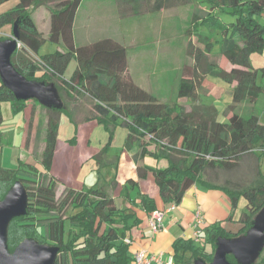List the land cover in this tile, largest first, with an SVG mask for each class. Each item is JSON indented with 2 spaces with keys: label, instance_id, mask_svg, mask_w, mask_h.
Instances as JSON below:
<instances>
[{
  "label": "trees",
  "instance_id": "16d2710c",
  "mask_svg": "<svg viewBox=\"0 0 264 264\" xmlns=\"http://www.w3.org/2000/svg\"><path fill=\"white\" fill-rule=\"evenodd\" d=\"M8 1L0 0V5ZM16 1L12 9L0 13V42L15 37L21 44L9 58L14 71L27 82L53 85L66 99L88 97L94 102L91 121L108 135L105 148L110 147L114 130L122 127L127 133L125 146L136 143L140 158L148 155L162 159L166 166L137 167V181L145 179L147 173L151 175L157 199L137 191L132 196L130 191L138 188V182L128 179L115 197L126 204L124 208L109 194L117 185L115 179L108 182L109 191L104 186L60 191L50 171L59 117L68 113L62 104L42 108L47 121L38 163L17 159L15 168L0 167V202L16 185L25 193L24 214L11 218L7 225L5 247L9 255L20 243L30 241L53 248V264H131L134 252L130 232L141 222L137 211L146 215L163 211L159 202L175 207L195 185L224 194L229 215L223 221L203 224L197 240L175 239L170 250L174 264H211L219 241L238 240L251 229L254 217L264 210V174L256 166L252 183L244 186L232 180L229 173L245 155L257 162L264 156V124L257 116L244 118L234 112L244 101L254 103L263 91L257 84L250 56L264 51V0H153V5L151 0H119L120 19L174 5L193 7L184 30L189 62L181 67L176 100L168 103L160 102L127 76L128 52L122 43L107 37L75 45L73 22L82 0ZM40 6H46L49 12L46 37L38 32L31 16V11ZM5 26L11 27L9 36L2 34ZM216 33L220 40L214 39ZM217 41L221 42L220 55L228 69L210 59ZM45 43L61 51L39 54ZM71 60H75V68L65 79L64 71ZM207 76L232 85L231 113L225 123L217 121L214 107L201 105L197 99ZM56 96L60 101L57 91ZM27 101L16 98L0 80V127L1 104L8 103L10 113L17 115L26 110ZM32 115L33 109L29 121ZM27 139L28 134L26 142ZM70 141L74 142L75 136ZM105 148L102 152H106ZM222 175L224 178L218 181ZM241 198L244 211L234 221L233 213ZM228 222L236 225L235 231L224 226ZM257 259L264 263V242L246 264H256ZM225 260L227 264H242L230 253Z\"/></svg>",
  "mask_w": 264,
  "mask_h": 264
},
{
  "label": "rangeland",
  "instance_id": "374dc122",
  "mask_svg": "<svg viewBox=\"0 0 264 264\" xmlns=\"http://www.w3.org/2000/svg\"><path fill=\"white\" fill-rule=\"evenodd\" d=\"M16 1H8L0 5V12L4 11L6 8L10 6H14ZM216 2V1H215ZM51 5V4H50ZM41 7V6H40ZM46 7V6H42ZM38 8V7H37ZM47 9V8H46ZM193 7L191 5L182 6L176 11L168 12L162 14L157 17L155 21H150L147 17L142 16L136 20L132 18H127L126 24L127 28H130L133 31L129 33L132 34V41L136 40V38H140L141 46L142 47V54L147 56V52H161L163 48L170 47L172 55L171 58L168 56L167 61H156L147 62V66L151 63L149 67L148 76H152L151 80L159 82V88L156 85L152 92L155 97L160 102H174L176 100V92H177V84L180 79V64H185L189 62L187 55L185 54V44L186 38L184 36V30L188 26V19L192 12ZM149 21V25L147 26L146 20ZM133 20V21H132ZM262 21L263 19H259ZM140 22V23H139ZM163 23V26H170L168 35L166 39H162V34L159 35L158 33V26ZM40 29L43 28L42 23H39ZM4 30V29H3ZM7 31L5 30L3 32ZM164 36V35H163ZM214 39L220 40L219 34L216 33L214 35ZM216 41V40H215ZM137 42V41H136ZM220 41H217L215 44L212 56L210 59L217 61L219 66L223 67V69H228L229 65L222 60L220 55ZM137 45V44H134ZM47 44L41 47L40 50L44 51L46 49ZM156 53L154 55L151 54L152 59H156ZM146 61H144L145 65ZM250 65L252 68L256 69V81L259 86L262 87L263 91L257 98L254 103H248L246 101L237 105L234 109V112L244 118L249 116H257L259 121L264 124V51L262 53H253L250 56ZM75 68V60H71L68 66L64 71V76L68 79L73 73ZM136 68V67H135ZM134 68V69H135ZM144 71L143 68H140ZM153 74V75H151ZM147 76V77H148ZM141 83L143 77L137 76L135 77ZM26 84H32L31 82H26ZM157 84V83H155ZM145 85V84H144ZM57 88V85H55ZM58 96L60 97V101H65V97L63 94L57 90ZM35 96H32L29 102L33 104V115L31 119V127L28 130V124L24 122V115L22 113L13 115L10 113L12 119L6 120L3 122L0 127V134L2 139V144L0 146V167L6 168H13L15 166V161L17 163L16 158L19 157L22 160H28L29 162L38 163L40 160V152L43 149V138L45 135V126L47 121V113L44 111L45 104L39 101L36 102V99H32ZM197 99L201 105L214 107L217 110V121L220 123H225L227 121L228 115L231 113L230 105H231V92L229 83L224 82L222 79H219L216 76H207L197 93ZM87 100V99H85ZM87 107L89 104L86 102ZM42 106V107H40ZM62 106L68 108V106L62 102ZM7 111H5V116L7 117ZM38 119V123L37 120ZM79 126V127H78ZM39 133L37 137H35V131ZM75 130L74 124H72L71 118L65 114L60 115L59 117V126L56 135V149L54 153V162L52 164V168L50 173L60 181L65 184H69L72 177L70 172L77 173V162L74 161V158L71 157V152L82 153L84 150L90 149H98L100 154L102 150L105 148L108 140V135H106L104 129L100 125L96 124H79ZM28 130V132H27ZM28 134V139L26 142L25 150H23V155L19 150L20 144L22 143V139L24 141L23 134ZM126 134V130L122 127H117L114 130L113 138L110 142V147H106V154L110 156V158L118 157L117 155L122 151L120 144L123 143L124 137ZM77 135V137H76ZM75 136V142H71L70 139ZM88 140V142H87ZM24 149V148H23ZM3 154V155H2ZM85 157H81L79 162L84 159ZM96 161L93 159L85 162L83 164L82 175H86L89 169H94L96 167V171L92 174V178L96 180L99 185H103L104 189L109 191L110 186L109 183L111 180H114L116 177V168L117 165H105L101 168L98 167V163L95 164ZM258 167V170L264 174V156L260 158L257 162L255 158L251 155L243 156L240 161L238 162L237 168L230 172V178L234 181H239L241 185L248 186L252 183L255 174V168ZM121 174L126 171L125 165L120 164ZM96 172H100L98 175ZM106 172V174H105ZM74 174V175H75ZM136 177V176H135ZM74 178V176H73ZM106 178H111L107 182L105 181ZM137 178V177H136ZM224 176L217 179L218 181L223 179ZM116 180V179H115ZM141 180V181H140ZM141 186L143 191L148 194V196L153 197L156 193L157 195V188L153 183V179L151 175L146 179H140ZM80 180H78L77 185L81 187L84 184H79ZM102 187V186H101ZM137 190L139 188H136ZM133 196V194H132ZM245 202L241 198L238 203V208L234 212V219H237L238 216L244 211ZM232 225L228 227V230L235 231V224L231 223ZM234 224V225H233ZM238 243L243 244L240 248L239 253L241 254L242 251L249 252L252 248L256 246L258 249L264 242V210L261 211L254 217L253 225L251 229L245 233L240 239L237 240ZM227 241H224V244H227ZM256 252H252L249 254L248 258L244 260L242 256H240L239 261L242 264H246L248 261L252 260L255 256ZM242 255V254H241ZM256 264H264L260 263V259L255 261Z\"/></svg>",
  "mask_w": 264,
  "mask_h": 264
},
{
  "label": "crops",
  "instance_id": "0c3cea01",
  "mask_svg": "<svg viewBox=\"0 0 264 264\" xmlns=\"http://www.w3.org/2000/svg\"><path fill=\"white\" fill-rule=\"evenodd\" d=\"M12 1H16V0H12ZM118 2L119 0H82L77 9L74 22H73L74 43L77 46L87 45L96 40L107 38V37L113 38L116 41L122 43L126 47L127 52H128L127 70H126L127 76L138 87L154 95L152 92V89L156 85L159 88L160 85L158 81L151 80L152 76H148L149 67L151 63L148 66L146 64L148 61L149 62L156 61L157 63H159V61L160 62L167 61L168 56L171 58V55H172L171 49L170 47H168L167 49L165 47L162 49L161 52L159 51V53H156L157 51L156 52L151 51V52H147V56L143 55L141 52L143 48L142 47L137 48V46H141L142 44L140 41V38L138 39L136 38V40H133V42H131L132 34H130L129 32L133 30H131L130 28H127V24H126L127 19H120L117 14V3ZM16 3L17 1L15 2L14 6L16 5ZM150 5H153V0L150 1ZM14 6H10L2 12L10 10ZM179 8H182V5H174L173 7H169V8H161L156 12L148 13L143 16L147 17V19L151 23V21L152 22L155 21L158 16L168 13V12H172V11L174 12L178 10ZM31 16H32V19L35 23V26L38 32L42 35V37H46L49 32V12L46 9V7L41 6V7L33 9L31 11ZM140 17L142 16L130 17V18L138 21L137 19ZM148 20H146V23H145L147 26L149 25ZM39 23H42L43 25L42 29H40ZM5 28L7 29V31L3 32ZM169 28H170L169 25L163 26V23L158 26V33L159 35L162 34V37H161L162 39H166L165 36L169 37L168 35ZM1 30H2V34H5V36H9L12 32L10 26H5ZM45 44H47L46 49L44 51L42 50L39 51V54L41 55L52 52L54 49H58L61 51V48L59 47L57 48L49 43H45ZM134 44H137V45H134ZM155 53H156V57H155L156 59H152L151 54L154 55ZM144 61H146L145 65H144ZM182 65L180 64L179 66L180 71H181ZM140 68H143L146 71L145 74H144V71ZM137 76L143 77L142 79L143 83H141L139 80L135 78ZM63 77L67 79L64 75ZM229 86L231 90L232 85H229ZM34 101H33V104H30L29 102H27V108L22 113L24 115V122L26 123V125L30 124V127H31V121H29V113H30V110L33 109L34 107V104H35ZM36 102L39 103V101L37 100ZM86 102L89 104V107H87ZM63 103H65L68 106V108H66L67 109L66 112L68 114L66 115L71 118V121H72V124H74L75 130H77L76 129L77 125L81 123L82 124H90V123L96 124L95 122L91 121V117L94 115V109H93L94 102L90 100L88 97L84 95H76L69 99H66ZM60 104H62V102H60ZM1 111H2L3 122L6 120L5 118H8L7 120L12 119L10 115V107L8 103L1 104ZM5 111H7L8 113L6 114L7 117H4ZM36 121L38 123V119ZM28 130H29V127H28ZM37 131L38 130L36 129L35 137H37L39 134ZM27 132H26V135L23 134L24 141L22 139V143L20 144V147H19V150L22 153V155H23L22 151L25 150V147H26ZM126 135L127 133L125 134L123 143L120 144L122 151H120V153L117 155L118 156L117 158L116 157L110 158V156L106 154V152H101L100 154H98L99 150L96 148L90 149V150H84L81 154L78 153L77 155L74 149V152H71L72 153L71 157L74 158V161L77 162V164L78 163L79 164L77 166L76 174L73 171L70 172L72 174L71 175L72 179L70 183L65 184L62 181H60V179L54 177L52 173H50V175L56 180L59 190L62 191L63 189H66V188L79 190L81 188H90V187L100 188L101 186H103V185H99L100 187H97L98 184L96 183V180L92 178V175L94 176V174H92L93 171L95 173V171L97 170L96 167H95V170L89 169L86 175H82L83 164L85 162H88L91 159H93V161L94 160L96 161V163H94V166L95 164L98 163V167L100 168L105 165H117L116 177H115L117 185L113 191L109 192V194H111L114 198L118 194L120 186L123 185L126 180L132 179L134 181H137V178H136L137 177L136 175L137 167L148 166V167L163 168L166 166V161L162 159H155L148 155H145L143 158H140L137 155L138 148H137L136 143L133 146H129V145L125 146ZM1 144H2V139H1ZM148 150L152 151L150 146L148 147ZM41 152H40V155H41ZM83 156L85 158L79 162V159ZM54 157H53V162H54ZM17 159L25 163L36 164L34 162H29L28 160H22L19 157H17L16 160ZM120 164H124L126 168V171L123 174H121L122 169L120 168ZM16 165L17 164L15 161V166L13 168H15ZM96 173L100 175V172H96ZM148 176H149V173H147L146 178ZM110 179L111 178H106L105 181L107 182ZM78 180H80L79 184H84L83 186L85 187L78 186L77 185ZM140 181H137L139 189L138 190L134 189L133 191H130L131 195L133 194L134 197L137 195V192L140 194H147L143 191V188L141 186L142 184ZM153 198L157 199L156 193L153 195ZM115 202L121 208H124L126 206V204H123V201L121 199L115 198ZM159 205H160V210L170 207V205L167 206L160 202H159ZM196 210H200V212L202 213L205 225H210L218 221H223L229 215L228 202L224 194L216 190L208 191L201 186L195 185L191 187L185 193L182 201L163 217L162 227L159 230V232L156 234H153L148 226L149 214L146 215L144 213L137 211V215L139 218H141V222L138 223L136 226H134L130 232L132 251L136 252L139 250H145L152 254L160 253L161 259L163 261H166L167 258L171 256L170 255L171 245L175 239L179 237H183V238L192 237V234L194 231V228H193L194 213ZM233 216H234V213H233ZM232 220L235 221L234 217ZM231 225L232 224H230L229 222L224 223V226L227 228Z\"/></svg>",
  "mask_w": 264,
  "mask_h": 264
},
{
  "label": "water",
  "instance_id": "95a60500",
  "mask_svg": "<svg viewBox=\"0 0 264 264\" xmlns=\"http://www.w3.org/2000/svg\"><path fill=\"white\" fill-rule=\"evenodd\" d=\"M14 32L15 27L13 28V33ZM17 42L18 40L15 37L0 42V80L18 99L30 100L32 96H35L32 99L42 102L46 107L53 105L58 106L60 101L56 96V90L53 85L36 83H32L34 85L26 84L27 81L18 75L11 67L9 58L17 49ZM24 208L25 193L20 185H16L0 202V264H53L56 256L55 250L50 247L38 246L30 241H23L20 243L13 255L7 253L5 238L8 222L11 218L24 214ZM224 241L225 240H221L218 242L211 264H227L225 255L228 253L232 254L237 259L242 256L244 260H246L250 253H257L260 249L256 246L248 253L242 251L241 255L239 250L243 244L238 243L237 240L227 241V244H224Z\"/></svg>",
  "mask_w": 264,
  "mask_h": 264
},
{
  "label": "built area",
  "instance_id": "2783aa9c",
  "mask_svg": "<svg viewBox=\"0 0 264 264\" xmlns=\"http://www.w3.org/2000/svg\"><path fill=\"white\" fill-rule=\"evenodd\" d=\"M12 38V37H11ZM21 44L17 42V48L19 49ZM174 208V205H171L168 208L163 209V211H154L149 214L148 217V226L153 234L159 232L162 227L163 217ZM204 224V218L200 210H196L194 213L193 221V234L192 238L197 240L202 225ZM125 243H130L128 240L124 241ZM131 264H174L172 256H169L166 261L161 259V254H152L145 250H139L133 253V259Z\"/></svg>",
  "mask_w": 264,
  "mask_h": 264
},
{
  "label": "clouds",
  "instance_id": "9594fccd",
  "mask_svg": "<svg viewBox=\"0 0 264 264\" xmlns=\"http://www.w3.org/2000/svg\"><path fill=\"white\" fill-rule=\"evenodd\" d=\"M18 49V48H17Z\"/></svg>",
  "mask_w": 264,
  "mask_h": 264
}]
</instances>
